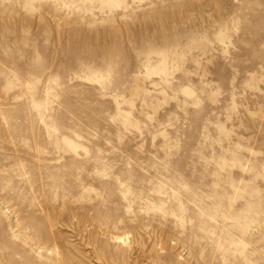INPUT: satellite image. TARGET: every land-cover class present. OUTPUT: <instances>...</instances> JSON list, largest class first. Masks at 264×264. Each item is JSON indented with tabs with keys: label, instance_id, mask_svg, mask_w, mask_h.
<instances>
[{
	"label": "rangeland",
	"instance_id": "obj_1",
	"mask_svg": "<svg viewBox=\"0 0 264 264\" xmlns=\"http://www.w3.org/2000/svg\"><path fill=\"white\" fill-rule=\"evenodd\" d=\"M0 264H264V0H0Z\"/></svg>",
	"mask_w": 264,
	"mask_h": 264
}]
</instances>
